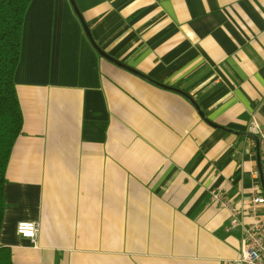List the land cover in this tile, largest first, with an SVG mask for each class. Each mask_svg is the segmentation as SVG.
<instances>
[{
  "label": "crops",
  "instance_id": "0c3cea01",
  "mask_svg": "<svg viewBox=\"0 0 264 264\" xmlns=\"http://www.w3.org/2000/svg\"><path fill=\"white\" fill-rule=\"evenodd\" d=\"M74 2L125 67L69 0L30 2L0 244L14 264H228L240 226L210 192L264 196L244 134L264 127V0Z\"/></svg>",
  "mask_w": 264,
  "mask_h": 264
},
{
  "label": "trees",
  "instance_id": "16d2710c",
  "mask_svg": "<svg viewBox=\"0 0 264 264\" xmlns=\"http://www.w3.org/2000/svg\"><path fill=\"white\" fill-rule=\"evenodd\" d=\"M31 1L0 0V227L6 208L5 172L12 147L22 128L14 73L20 59L24 17ZM0 264H14L9 248L1 244Z\"/></svg>",
  "mask_w": 264,
  "mask_h": 264
},
{
  "label": "built area",
  "instance_id": "2783aa9c",
  "mask_svg": "<svg viewBox=\"0 0 264 264\" xmlns=\"http://www.w3.org/2000/svg\"><path fill=\"white\" fill-rule=\"evenodd\" d=\"M248 132L258 138L261 160L264 165V127L252 117L248 124ZM211 201L218 207L225 209L229 215L231 226H240V246L235 258L228 264H264V219L259 215V209L264 206V196L258 188H253L246 210L237 208L231 203L222 189L210 192ZM243 215L251 217L248 224L242 223ZM38 223L36 221H19L16 233L36 243Z\"/></svg>",
  "mask_w": 264,
  "mask_h": 264
},
{
  "label": "water",
  "instance_id": "95a60500",
  "mask_svg": "<svg viewBox=\"0 0 264 264\" xmlns=\"http://www.w3.org/2000/svg\"><path fill=\"white\" fill-rule=\"evenodd\" d=\"M69 2H70V4H71V6H72V9H73L74 13L76 14V16L78 17L79 21L81 22V25H82V27H83V30H84L86 36L90 39V41H91L93 47L96 49V51H97L101 56L106 57V58L112 60L113 62H115L116 64L125 67V65L118 63V62H117L116 60H114V59H111V58H110V57H109V56H108V55H107V54H106V53H105L100 47H98V46L94 43V41H93L92 38H91V35H90V31H89V29H88V26L86 25V23H85L84 20L82 19V16H81V14H80V11L78 10V8H77V6H76L74 0H69ZM144 78H146L147 80H150V79H148L147 77H144ZM151 81H152V80H151ZM152 82H154V81H152ZM156 84H159V83H156ZM159 85H160V84H159ZM162 86H163V85H162ZM244 134H245V136L250 137V138H253V139L256 140V143H257V149H258L257 153H258V159H259V147H258L259 142H258V138H257L255 135L251 134V133H244ZM259 172H260V175H261V167L259 168ZM261 183H262V185H263L262 178H261Z\"/></svg>",
  "mask_w": 264,
  "mask_h": 264
}]
</instances>
